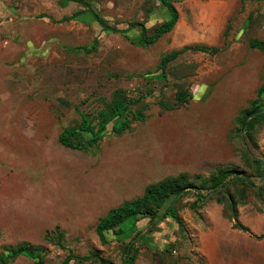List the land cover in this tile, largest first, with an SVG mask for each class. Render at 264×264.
Instances as JSON below:
<instances>
[{"label":"rangeland","instance_id":"1","mask_svg":"<svg viewBox=\"0 0 264 264\" xmlns=\"http://www.w3.org/2000/svg\"><path fill=\"white\" fill-rule=\"evenodd\" d=\"M88 1L108 25L128 32L103 30L75 2L0 0V257L29 244L44 250V264H64L68 250L122 264L126 242L136 238L134 264H264V179L257 172L264 170V123L250 130L257 149L243 142L238 124L264 87V54L250 47L264 41V0H175V29L148 48L131 42L141 27L130 26L154 34L171 19L160 0ZM187 46L221 51H188L163 78L162 58ZM179 86L192 99L167 110ZM120 95L139 100L132 111L144 108V121L133 119L120 135L109 127L88 152L60 144L81 113L95 115ZM221 170L258 186L228 187L247 232L225 217L232 215L229 196L210 193ZM182 174L193 189L175 204L180 222L169 216L152 228L148 220L128 221L124 235L108 232L100 242L99 220L123 198ZM195 188L208 195L196 206ZM56 228L62 246L52 241ZM8 264L36 262L21 256Z\"/></svg>","mask_w":264,"mask_h":264},{"label":"trees","instance_id":"2","mask_svg":"<svg viewBox=\"0 0 264 264\" xmlns=\"http://www.w3.org/2000/svg\"><path fill=\"white\" fill-rule=\"evenodd\" d=\"M81 4L86 8V13H89L94 20L102 27L103 30L113 32L115 34L125 35L128 30H122L117 27L108 25L91 7V3L88 0H66ZM175 0H160L161 4L167 8L171 14V19L164 22L158 27L154 34L148 35L146 28L142 24H131L130 28L141 27V36L137 39L131 40L133 44L142 46L145 48L151 47L158 43L165 35L172 32L178 21L179 13L174 6ZM75 16L70 18H64L54 23H65L72 21ZM77 17V16H76ZM75 17V18H76ZM96 45V43H95ZM252 49L258 50L264 54V41L253 40L250 42ZM201 52L215 55L221 51V48L206 47V46H187L182 50L173 51L164 56L160 63V69L162 70V77L166 78L168 66L173 63H177L181 55L184 53ZM192 94L184 89L183 86H179L175 93L174 102L169 106H164L167 110H176L183 107L190 102ZM256 100L251 103V106L244 109L241 112L238 124L240 125L241 132L246 130L243 139L245 143L246 139H251L250 130L254 125L258 123H264V87L257 90ZM139 100H130L123 95L116 97L112 102L106 103L105 106L97 112L95 115H87L81 113V123L77 128H66L59 136V142L65 148L88 152L97 147L105 137L106 133L110 130L112 133L120 135L126 130L130 129L133 119L138 121H144L145 114L144 108L140 110L138 114H134L132 111L133 105L138 103ZM163 105V104H162ZM89 135V136H86ZM252 147L258 148L257 144L251 139ZM256 164L261 165L259 160ZM258 175L264 179V170L258 169ZM237 174V176H235ZM232 171L221 170L213 175L210 180L212 189L211 194H216L217 190L225 193L229 196V201H226V205L229 210L232 211V215H229L225 211V217L231 221H235L233 227L236 230L247 232V228L238 221V210L233 196L230 194L228 187L230 185H248L253 188H258L248 177L238 176V173ZM188 189H193L191 183L188 182L186 175L182 174L179 177H170L162 180L158 183L152 184L147 187L142 197L136 198L131 201H126L116 209L111 210L106 216L99 220L96 233L102 244L107 242L106 233L111 232L113 235H124L126 230L123 224L128 221H142L148 220V223L153 227L157 226L167 217L180 222L179 215L177 214L175 204L182 199ZM196 189V188H195ZM197 198L194 203L196 206L198 203H202L206 200L208 195H203L200 189H196ZM226 200V199H225ZM64 235L60 228L55 229V237L52 241L62 246ZM136 238L131 239L125 244V257L122 264H134L137 257V248L134 246ZM70 255L65 259L64 264H70L72 260L89 261L97 260L101 264H105L103 258L98 254L93 253L88 256H76L71 250H68ZM44 250L35 245L23 244L19 247L13 248L6 256L0 257V264H8L10 261L17 259L21 256H27L34 260L36 264H44L42 255Z\"/></svg>","mask_w":264,"mask_h":264},{"label":"crops","instance_id":"3","mask_svg":"<svg viewBox=\"0 0 264 264\" xmlns=\"http://www.w3.org/2000/svg\"><path fill=\"white\" fill-rule=\"evenodd\" d=\"M138 186H140V185H138ZM147 187H148V186L145 185L144 187H141L142 189L139 188V191L137 192V194H139V195L136 196V197H132V198L129 197V198H125V199L123 198L124 200L122 199L121 202H120L116 207L112 208L111 210L116 209L117 207H119L120 205H122V204H123L124 202H126V201H131V200H134V199H136V198L142 197V196L144 195V193H145ZM137 188H138V187H137ZM125 189H126V188H125ZM125 189H124V192H123V193H125V194H122V196L127 197L126 195H128V194L131 192V187H129L128 190H125ZM140 190H141V192H140ZM126 191H128V192H126ZM129 191H130V192H129ZM119 195H120V194H119ZM119 198H120V196H119ZM111 210H110V211H111ZM110 211H109V212H110ZM109 212H108V213H109ZM108 213H107V214H108ZM107 214H106V215H107ZM106 215H105V216H106ZM103 217H104V216H103Z\"/></svg>","mask_w":264,"mask_h":264},{"label":"water","instance_id":"4","mask_svg":"<svg viewBox=\"0 0 264 264\" xmlns=\"http://www.w3.org/2000/svg\"><path fill=\"white\" fill-rule=\"evenodd\" d=\"M245 131H246V130L244 129L243 133H245Z\"/></svg>","mask_w":264,"mask_h":264}]
</instances>
